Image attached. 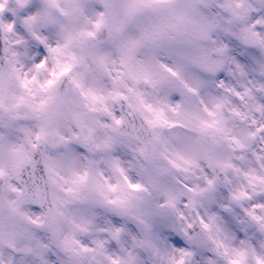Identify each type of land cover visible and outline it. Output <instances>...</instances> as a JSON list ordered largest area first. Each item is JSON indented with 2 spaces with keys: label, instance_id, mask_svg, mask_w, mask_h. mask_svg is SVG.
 Segmentation results:
<instances>
[{
  "label": "clouds",
  "instance_id": "obj_1",
  "mask_svg": "<svg viewBox=\"0 0 264 264\" xmlns=\"http://www.w3.org/2000/svg\"><path fill=\"white\" fill-rule=\"evenodd\" d=\"M0 264H264V0H0Z\"/></svg>",
  "mask_w": 264,
  "mask_h": 264
}]
</instances>
